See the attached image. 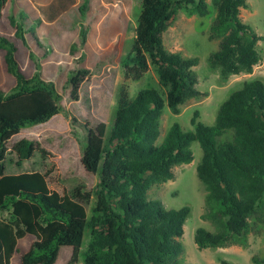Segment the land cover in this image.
I'll list each match as a JSON object with an SVG mask.
<instances>
[{
	"label": "trees",
	"instance_id": "obj_1",
	"mask_svg": "<svg viewBox=\"0 0 264 264\" xmlns=\"http://www.w3.org/2000/svg\"><path fill=\"white\" fill-rule=\"evenodd\" d=\"M17 1L28 0H0V19L6 5ZM76 3L52 0L38 8L49 22H54ZM212 3L215 16L210 38L220 42L209 58L211 66L220 68L224 78L252 73L260 61L258 42L262 37L241 18L247 0ZM91 6V0L82 1L83 17ZM181 10L201 17L214 13L208 0H142L137 35L122 65L126 80H141L153 69L158 82L135 96L124 82L103 151L91 146L83 149L85 168L99 172L101 178L91 216L93 191L85 184L61 194L50 187L47 175L40 171L7 172L10 149L17 154L19 165L37 151L43 152L33 140L18 138L19 133L62 110L63 95L54 82L43 77L40 61L36 62L34 76L28 77L16 57L17 45L0 33L7 69L16 78L10 92L0 90V206L9 199L13 201V218L0 219V264H11L19 251L18 241L28 234L37 244L22 254V264L52 260L66 246L73 249L67 264H78L82 255L84 264H193L184 260L182 240L191 208H167L161 200L149 199L148 193L154 185L172 180L175 166L194 160V141L203 149L197 166L207 191L203 218L219 226L214 232L202 227L196 230L199 248L246 245L248 233L259 221L264 222L263 81H247L232 92L221 105L214 125L200 121V113L195 111L194 130L187 131L175 122L159 142L165 107L179 114L180 105L203 95L197 88L194 70L198 58L170 51L163 42V34ZM9 18L17 37L24 40L26 33H31L36 45L43 47L25 10ZM34 22L36 25L41 21ZM90 30V25L81 26V49L87 44ZM31 57L35 60L34 53ZM86 58L85 52L74 55L68 68L73 100L80 99V89L91 75ZM66 115L77 122L69 112ZM80 124L88 133L95 128L90 123ZM87 233L90 240L83 250ZM254 261L264 264V259L258 257ZM13 264L19 263L14 259ZM221 264L234 263L223 259Z\"/></svg>",
	"mask_w": 264,
	"mask_h": 264
},
{
	"label": "rangeland",
	"instance_id": "obj_2",
	"mask_svg": "<svg viewBox=\"0 0 264 264\" xmlns=\"http://www.w3.org/2000/svg\"><path fill=\"white\" fill-rule=\"evenodd\" d=\"M31 1L30 7H36L40 2L47 3L50 0ZM82 1L77 0L75 6L64 12L52 24V29H49L46 23L44 30L41 26H36L35 33L43 47L35 45L36 40L32 39L31 33L26 34L24 40L15 34L9 14L14 13L17 16L21 8L17 2L11 4L13 8L10 6L4 11L5 18L0 22V32L18 46L16 57L26 75L34 76L36 62L40 61L43 77L54 82L63 95L62 110L48 121L23 128L19 133L18 138L33 140L41 146L43 152L37 151L31 159L19 165L17 154L10 149L7 154V172L40 171L47 175L50 187L61 194L72 186L85 184L93 191L91 216L96 206V191L99 189L101 178L99 172H89L85 168L82 162L83 149L91 146L103 151L116 119L120 88L124 82L129 85L131 95L135 96L139 90L150 84L157 86L158 78L153 69L138 81L126 80L124 75L122 60L129 53L137 35L142 0L120 1L116 4L92 0L86 17L80 13ZM212 1L208 0L214 12L212 16L190 15L181 10L163 34V42L168 50L178 52L184 57L198 58L194 70L199 81L197 88L203 95L190 98L180 105L179 114H174L168 106L165 107L161 118L159 142L175 122H179L187 131L194 130L192 119L195 111H199L200 121L214 125L221 105L232 92L250 80L259 79L264 82V0H247V7L241 10L243 22L251 25L262 37L258 42L260 61L254 66L252 73L232 74L228 78H224L220 68H213L209 61L211 54L219 49L220 42L210 38V27L215 16ZM102 8L105 11H102ZM38 17L39 14H32L30 21ZM83 24L90 25L91 30L87 44L81 49L79 36ZM73 45H76L75 50ZM83 52L87 54L85 64L91 69V75L80 89V99L73 100L68 68L72 66L73 56ZM31 53L35 54V60L32 59ZM4 55L5 50L0 49V90L8 93L16 85V78L9 73ZM66 112L74 116L77 122H72ZM80 123H90L91 127L95 128L88 133ZM191 148L194 160L175 166L174 178L154 185L148 193L149 199L161 200L167 208H191L182 239L185 245V261L193 264H221V261L226 259L234 264H257L254 257L264 259L262 221L248 233L246 245L234 243L201 249L196 244L195 233L198 228L214 232L219 226L210 219L203 218L206 212L207 191L197 174L203 149L198 141H194ZM12 202L9 199L0 206V219L13 218ZM89 240L90 235L87 233L83 250H86ZM26 241V250L21 246L18 255L37 244L33 235ZM71 253L72 247H63L52 260L41 264H67ZM78 264H84L83 255Z\"/></svg>",
	"mask_w": 264,
	"mask_h": 264
},
{
	"label": "crops",
	"instance_id": "obj_3",
	"mask_svg": "<svg viewBox=\"0 0 264 264\" xmlns=\"http://www.w3.org/2000/svg\"><path fill=\"white\" fill-rule=\"evenodd\" d=\"M29 1V2H28ZM27 2H23V1H17V4L18 5H21V8L19 9V11L20 10H25L27 13H28V18H29V20H28V22L29 23H32V25L31 26H35V28H36V26H41L42 28H43V26L45 25L44 23H46L47 25H48V28L49 29H52L53 27H52V24L55 22H49L45 17H44V15L39 11V6H41V5H47V4H49V3H51L52 2V0H50L49 2H47V3H41L39 0H38V2H40L36 7L33 5L32 7H30L31 6V3H32V1L31 0H28ZM121 0H119V1H117L116 3H118V2H120ZM103 2H104V4H106L107 2H106V0H103ZM106 2V3H105ZM116 3H107V4H116ZM77 4V3H76ZM75 4V5H76ZM91 4H92V0H91ZM74 5V6H75ZM12 7L13 8V6L11 5V4H7L6 5V7H5V9H4V11L6 10V8L7 7ZM16 7V6H15ZM4 11H3V16H2V18L0 19V22L1 21H3L4 20ZM19 11H18V13H19ZM18 13H17V15H18ZM11 14H14V13H10L9 14V17H10V15ZM32 14H39V17H38V19H34V20H32V22L30 21V16L32 15ZM15 15V14H14ZM41 21V22H38L36 25H34L36 22H34V21ZM33 22H34V24H33ZM43 30H44V28H43ZM47 30V28L45 29V31ZM1 33V32H0ZM2 34V33H1ZM26 34H29V33H26ZM32 39H34L35 40V38L33 37V35H32ZM35 45H36V43H35ZM18 47V46H17ZM18 51H19V48H18ZM30 234H28L26 237H24V238H22V239H20L19 241H18V248H19V251H20V247L21 246H23L24 247V249L23 250H26L25 248H26V244H27V239H29L30 238ZM18 251V252H19ZM18 252L15 254L16 255V258H14L15 257V255L13 256V258H12V260H11V264H13V259H18L17 260V262L19 263V264H22V262H21V254L20 255H18ZM25 253V252H24ZM59 253V252H58ZM72 253H73V249H72ZM72 253H71V255H70V257L68 258V261L70 260V258H71V256H72ZM67 261V262H68ZM42 263V262H41ZM41 263H39V264H41Z\"/></svg>",
	"mask_w": 264,
	"mask_h": 264
}]
</instances>
